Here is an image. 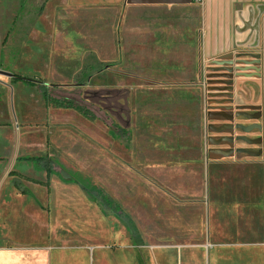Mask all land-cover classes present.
<instances>
[{"label": "rangeland", "instance_id": "obj_1", "mask_svg": "<svg viewBox=\"0 0 264 264\" xmlns=\"http://www.w3.org/2000/svg\"><path fill=\"white\" fill-rule=\"evenodd\" d=\"M47 1L7 0L0 16V250L9 254L6 264H54L55 256H61L60 264H79L74 255L83 251L88 254L86 264H93L91 251L116 249L118 230H126L114 216H95L98 209L81 189L65 186L55 176L49 189L27 183L37 211L44 215L15 216L35 201L19 199L9 173L16 171L31 181L47 180L26 164L16 165L21 157L48 155L90 178L130 214L148 249L186 236L189 216L173 215L178 201L175 181L181 176L179 168L189 176L190 166L197 168L199 182L205 180L206 72L200 76L195 66L186 64L181 70L135 68L142 61L135 62L125 51L122 10L66 13L67 33L81 39L62 45L60 34L41 21ZM75 14L82 15L84 23ZM133 14L144 18L141 12ZM100 20L104 21L99 29ZM133 26L141 30L139 22ZM96 36L105 37L107 45H97ZM82 74L85 86L76 87ZM17 77H37L78 90L84 97L95 93L103 115L127 127L131 139L113 138L103 120L47 108L34 88L15 82ZM164 193L169 205L166 216L158 206ZM135 252L137 263L146 264L145 249ZM202 259L207 264L205 253Z\"/></svg>", "mask_w": 264, "mask_h": 264}, {"label": "crops", "instance_id": "obj_2", "mask_svg": "<svg viewBox=\"0 0 264 264\" xmlns=\"http://www.w3.org/2000/svg\"><path fill=\"white\" fill-rule=\"evenodd\" d=\"M6 1L0 0V16L5 13ZM90 10L125 12L122 20L125 51L128 54L131 52L135 62L140 58L142 61L135 68L181 70L182 64H186L195 66L199 75L203 70L207 74L208 161L205 180L199 182L197 168L190 166V175L187 176L186 170L179 168L181 171H177L181 176L175 181L178 201H175L177 206L173 215L189 216L188 234L175 237L172 243L160 244L151 249L146 245L140 248L146 251L143 255L145 263L203 264L202 253H205L207 264H264V0H48L41 21L54 33L60 34L62 45H69L71 39L81 38L74 33H67L70 19L64 15ZM137 12H141L144 18L138 19L133 14ZM75 15L78 18L80 14ZM84 20L82 15L77 19L82 23ZM103 21L100 20L96 27L100 29ZM135 21L141 25L140 31L133 26ZM1 28L0 23V37ZM140 32L141 36H137ZM130 35L133 36L132 41ZM96 37L97 45H107L105 37ZM253 55H259L260 75L251 76L253 71L235 72L230 93L232 101L225 103L222 108H219L218 103L211 102L209 94L220 92L210 88H224L219 81H228L219 76L225 71L215 73L219 68L217 61L228 56L227 60L235 63L242 60L251 62ZM237 66L250 67L235 64L234 68ZM224 96H218L215 100L223 102L226 99ZM224 107L229 110L225 111ZM217 112H225L233 120L228 121L223 116L213 117L212 114ZM225 125H233L234 128L221 133L212 129ZM239 125H258L261 130L255 128L245 133L236 128ZM221 139L226 140L219 145L212 142ZM214 150L231 153L224 156L213 153ZM165 174L167 176L164 180L169 179L167 171ZM28 182L25 185L31 196L22 195L11 185L19 193L20 200L35 201L29 203L30 209L21 210L15 216H25L27 213L43 216V213L37 211L38 203ZM47 182L48 187L30 183L49 189L50 179L48 181L47 178L43 183ZM62 184L76 186L80 190L77 185ZM80 191L88 200L87 195ZM165 195L158 200L160 214L163 216L167 215L169 208ZM94 206L98 211L93 214L103 216L99 207ZM181 220L185 225L186 221L183 218ZM118 231L116 249L99 248L91 251L93 264H138L135 251L139 248L133 247L126 230ZM87 256L86 251L74 255L79 264H86ZM59 258L61 256L52 259L54 264H60ZM8 260L9 254L0 250V264H6Z\"/></svg>", "mask_w": 264, "mask_h": 264}, {"label": "trees", "instance_id": "obj_3", "mask_svg": "<svg viewBox=\"0 0 264 264\" xmlns=\"http://www.w3.org/2000/svg\"><path fill=\"white\" fill-rule=\"evenodd\" d=\"M85 81L86 75L82 74L76 78L75 86H85ZM15 82H20L27 87L36 89L47 107L72 110L90 121L103 120L108 125L110 135L113 138L123 140L131 139V131L127 127H122L120 124L110 119L108 115H103V110L100 106L101 102H99L100 98H98L95 93L84 97L78 90H69L66 87L48 85L37 77H17ZM108 108L112 110L110 104ZM24 164L30 166L36 173L46 174L48 181L52 176H55L64 184L77 185L87 195L88 200L99 207L103 216H114L126 227L133 247L142 248L145 246L144 240L134 220L118 203L106 195L102 188L95 185L90 178L67 168L59 160L48 155L36 157L28 156L17 159L16 165ZM8 176L11 178V185L22 195L26 196L32 195L25 185L26 181L47 187L49 186V182L31 181L23 178L16 171L10 172Z\"/></svg>", "mask_w": 264, "mask_h": 264}, {"label": "water", "instance_id": "obj_4", "mask_svg": "<svg viewBox=\"0 0 264 264\" xmlns=\"http://www.w3.org/2000/svg\"><path fill=\"white\" fill-rule=\"evenodd\" d=\"M243 57H245V55H243ZM253 60L251 62H248V61H245V60H242L240 63H235V61H228L227 58L228 56H225L224 58H222V60L220 61H217V65H218V69L215 70V73H222V71H225L223 72V74H219V76L221 78H227L228 81H224V80H220L219 81V84H223L224 85V88H210V90H217L220 92V94H209L210 97H211V102H215V103H218L220 106L219 108H222L223 105L225 103H230L232 101V94L231 91H232V79H233V76L235 75L234 73L235 72H246V71H253L254 73L251 74V76H259L260 75V68L258 67L259 65V55H253ZM235 64H244V65H247V66H250L248 68H241L239 66H237L236 68H234V65ZM238 75H246V74H238ZM225 95V96H224ZM218 96H224L226 97V99L223 101V102H217V100H215L216 97ZM225 108V107H224ZM220 111H222L223 109H219ZM225 111H228L229 108H225L224 109ZM223 110V111H224ZM213 117H225L228 121H232L233 118L232 117H227L225 112H217L215 114H212ZM234 128L233 125H225V126H221L219 128H212L213 130H215L216 132L218 133H221L223 132L224 130H232ZM236 128L238 129H241L243 132L245 133H248L250 131H252L253 129L257 128L259 130H261V127L258 126V125H253V126H249V127H244V126H236ZM239 139H245V138H239ZM226 139H221V140H218V141H212L214 142L215 145H219L222 141H225ZM229 141H233L232 139H230ZM213 153L215 154H221V155H224V156H228L229 153L231 152H223V151H220V150H214L212 151Z\"/></svg>", "mask_w": 264, "mask_h": 264}]
</instances>
